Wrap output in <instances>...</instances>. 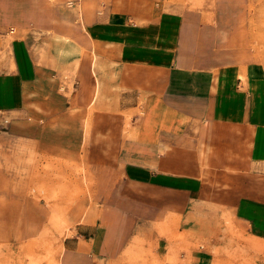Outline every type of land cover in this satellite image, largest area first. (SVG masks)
Instances as JSON below:
<instances>
[{
    "label": "crops",
    "instance_id": "crops-1",
    "mask_svg": "<svg viewBox=\"0 0 264 264\" xmlns=\"http://www.w3.org/2000/svg\"><path fill=\"white\" fill-rule=\"evenodd\" d=\"M260 32L264 0H0V154L59 145L103 196L60 264L163 256L164 224L187 223L195 243L213 204L264 238ZM9 174L1 207L21 198ZM210 256L192 248L188 264Z\"/></svg>",
    "mask_w": 264,
    "mask_h": 264
},
{
    "label": "rangeland",
    "instance_id": "rangeland-1",
    "mask_svg": "<svg viewBox=\"0 0 264 264\" xmlns=\"http://www.w3.org/2000/svg\"><path fill=\"white\" fill-rule=\"evenodd\" d=\"M259 34V51L264 52V32ZM58 146L45 158L34 149L16 159L0 154L4 159L0 166L7 167L14 178L13 188L21 187L18 204L4 201L0 206V264H60L64 238L92 210L89 205L103 199L101 192L92 190L94 177L85 161L67 158ZM255 187L260 189L256 195L264 198V175L256 177ZM198 211L207 221L196 222L195 243L187 239V223H166L163 247L168 253L136 251L127 256V262L188 264L189 251L195 248L211 250L212 264H264V238L254 239L239 227L231 207L213 204ZM18 231L20 237L15 238Z\"/></svg>",
    "mask_w": 264,
    "mask_h": 264
}]
</instances>
